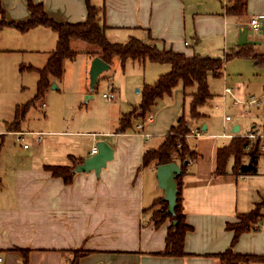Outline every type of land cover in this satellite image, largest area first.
<instances>
[{
  "label": "crops",
  "instance_id": "obj_1",
  "mask_svg": "<svg viewBox=\"0 0 264 264\" xmlns=\"http://www.w3.org/2000/svg\"><path fill=\"white\" fill-rule=\"evenodd\" d=\"M32 1L41 3L47 15L58 22H83L87 16L85 0ZM90 2L99 8L97 20L105 25V35L111 42H124L134 36L187 56L199 53L216 57H223L230 48L250 43L257 54H264V0H246L245 12L236 15L226 13L222 0ZM1 5L8 21H24L29 17L28 0H1ZM252 16L258 18L257 31L251 28ZM0 38L9 41V45L0 48L1 52L29 55L27 64L42 67L55 49L57 34L44 26L26 32L3 27ZM14 42L16 45H10ZM92 51H83L89 67L91 59L97 56ZM244 60L252 64V70L260 71L254 74L249 95L243 99L247 86L241 80H229L224 69L232 60L225 61L222 75L212 77V83L208 80L212 97L200 107L205 116L194 119L195 123L189 117L193 90L179 83L151 107L148 113L152 118L141 129L136 128L141 118H136L131 128L116 131L121 115L140 102L142 85L154 82L170 68L168 63L150 60H126L121 68L118 59L120 69L124 73L129 68L130 71L124 85L112 88V94L119 93V100L107 111L105 129L50 131L47 137L33 136L31 146L21 148L1 134L0 264H67L69 252L75 248L89 251L79 259V264H218L215 255L230 247L233 235L227 223L235 222L238 213L249 211L264 199V151L258 158L256 174H232V157L227 161L226 173L213 174L217 149L240 135L241 125H235L231 133L228 123L232 118L226 120L224 115L217 123L211 120L210 112L222 109L227 97L234 104L263 105L264 66L257 67L252 60ZM15 67L13 64L11 69ZM105 71L98 75V81L105 77ZM216 82L221 90L215 93L211 86L215 88ZM225 87L231 91L226 92ZM133 88L138 89L133 92ZM84 92L88 93L89 88L84 87ZM180 115L187 120L186 142L197 152V158L187 163L182 177L183 211L191 227L184 237L186 254L169 256L161 254L168 220L156 225L152 219V212L158 208L153 202L164 196L157 182V165L154 161L143 165L142 155L147 148L160 145ZM21 129L9 133L29 132ZM260 130L250 129L241 134ZM102 140L111 146L113 157L98 173L76 171L75 167L72 180L65 183L62 177L53 176L45 168L72 166L81 160L79 165ZM243 160L247 162L248 156ZM254 227L255 230L239 236L233 246L235 252L264 255V219Z\"/></svg>",
  "mask_w": 264,
  "mask_h": 264
},
{
  "label": "trees",
  "instance_id": "obj_2",
  "mask_svg": "<svg viewBox=\"0 0 264 264\" xmlns=\"http://www.w3.org/2000/svg\"><path fill=\"white\" fill-rule=\"evenodd\" d=\"M87 16L85 21L78 23H63L50 18L45 12L41 3H34L28 0L29 17L24 21H8L5 18L4 10L0 0V29L3 27H13L20 32H26L37 26L48 27L57 34L55 49L49 54L42 67H35L30 64L21 65L20 69L35 71L38 79L35 85L33 98L26 103L17 104L14 110L13 119L5 124V131L22 130V124L26 119L31 106L42 98L49 89L53 81H58L64 73L65 59H73L77 52L70 47V41L77 39L96 46L98 50L94 52L109 65L114 58L120 60V67L123 68L126 60H150L159 63H168L170 68L167 72L158 76L152 83H144L140 89L141 99L130 111L121 115L119 126L116 131L124 132L132 127L136 118H144L151 107L164 94L172 92L173 88L181 83L184 88L193 87L190 93L189 117L200 119L205 116L199 109L211 97L212 93L208 85V77H220L223 73L224 63L234 58H247L253 61L257 67L264 66V54H257L252 44L245 43L228 49L223 57L201 55L194 53L191 56L183 52L171 49L157 48L154 43H146L141 39L131 36L124 42H111L105 35V25L99 23L97 15L99 8L92 5L90 0H85ZM246 10V0H233L227 7L226 13L236 15L242 14ZM95 83L93 89L96 87ZM187 120L184 115H180L162 142L157 147L147 148L142 155L143 165L155 162L156 165L175 161L180 166V172L176 173L174 180L176 183V203L172 213L167 211L168 203L163 197L156 199L153 206L157 205L152 212V219L158 225L168 220L165 236V247L161 254L169 256H183L184 237L191 227L185 221L183 211L182 177L186 172L187 163L197 158V152L191 149L185 138L188 133ZM260 133H264V99L263 116ZM260 138L250 139L246 135L233 136L229 143L219 147L216 153V168L213 174L219 175L227 172V161L233 158L231 173L234 175H251L257 173L258 158L261 155L259 147ZM2 142H0L1 150ZM248 156L247 162L243 159ZM71 159L74 157L71 156ZM187 161L184 164V161ZM81 160L72 166L68 165H46L53 176L62 177L65 183L72 180L75 172L74 168ZM264 199L257 202L255 206L247 212L238 213L237 220L227 223L226 227L233 231L230 247L216 254L218 264H250L264 263L263 254H243L233 250L234 244L239 236L246 231L255 230L254 225L264 219ZM67 264H79V259L89 253L88 250L75 248L70 250Z\"/></svg>",
  "mask_w": 264,
  "mask_h": 264
},
{
  "label": "rangeland",
  "instance_id": "obj_3",
  "mask_svg": "<svg viewBox=\"0 0 264 264\" xmlns=\"http://www.w3.org/2000/svg\"><path fill=\"white\" fill-rule=\"evenodd\" d=\"M9 45V41L0 38V48ZM16 45V42L14 44ZM71 49L77 54L73 59H66L64 62V75L56 82L58 88H49L44 98L31 106L23 122L22 127L29 132H38L39 137L49 136L50 131H100L107 126V111L111 105L119 100V93L116 97L108 99L103 94L112 93V88L124 85L128 79L130 68L124 73L117 65L118 58H114L109 69L105 71V77H101L93 89L89 86V70L87 55L84 49L98 50L96 46L89 45L79 40L71 41ZM92 51V53H94ZM90 53V55L92 54ZM31 54V53H30ZM29 55H16L0 51V130L5 134L4 138L10 143H15L16 147H23L24 144L30 145L33 141L31 133L15 135L5 131V122L13 119L14 109L17 104H23L31 100L35 94V85L38 75L35 71L20 69V62L27 64ZM95 57V56H94ZM93 59V58H92ZM91 59V60H92ZM247 58H234L224 71L228 74L229 80H241L247 86L243 92V99L250 93V86L254 80V74L259 73L252 70V64L244 60ZM249 60V59H248ZM16 63H19L16 65ZM16 67L11 69L12 65ZM128 68V67H127ZM211 80L212 77H208ZM84 87L89 88V92H84ZM212 90L219 92L221 86L216 82V87ZM138 88H133V92ZM190 87L189 90H193ZM115 91V90H114ZM188 92V90H187ZM92 95L87 98V96ZM245 96V97H244ZM257 97V96H256ZM258 98V97H257ZM125 99V98H124ZM223 98H221L222 100ZM225 105L222 109L212 110L210 118L220 123L224 115H229L232 120L228 123V130L231 131L237 124L241 125L238 133H245L250 129L258 130L261 128L263 105H244L234 104L230 98L224 99ZM190 119L191 123H195ZM232 133V131H231ZM73 134V133H71ZM20 137V139L18 138ZM51 136V135H50ZM75 138L77 135H71ZM84 138V137H82Z\"/></svg>",
  "mask_w": 264,
  "mask_h": 264
},
{
  "label": "water",
  "instance_id": "obj_4",
  "mask_svg": "<svg viewBox=\"0 0 264 264\" xmlns=\"http://www.w3.org/2000/svg\"><path fill=\"white\" fill-rule=\"evenodd\" d=\"M158 49H162L160 43H156ZM109 64L106 63L99 56L93 57L89 67V86L94 87L97 82L98 75L107 70ZM51 88H57L56 84L53 83ZM205 129V125L202 127ZM237 126L235 130H237ZM97 152L91 156L85 158L83 162L76 166V171H90L93 170L95 173H98L102 167L106 165V162L113 157V151L111 146L104 140L96 143ZM184 164L187 163L185 160ZM180 172V166L177 162L171 161L167 163H162L156 167V177L158 186L163 190V199L168 203L167 211L172 213L176 203V183L174 176L176 173Z\"/></svg>",
  "mask_w": 264,
  "mask_h": 264
},
{
  "label": "built area",
  "instance_id": "obj_5",
  "mask_svg": "<svg viewBox=\"0 0 264 264\" xmlns=\"http://www.w3.org/2000/svg\"><path fill=\"white\" fill-rule=\"evenodd\" d=\"M233 0H222V5H223V9L226 11L227 7L231 4ZM250 25H251V28L253 31H257L258 28H259V23H258V18L256 16H252L250 18ZM226 92H230L231 89L229 87H225L224 89ZM104 97H107L108 99H111L113 98V94L112 93H109V94H103ZM251 101H255L254 99L251 100ZM152 118V115L151 114H146V116L144 118H141L137 123H136V128L138 129H141L143 127V125L150 121ZM225 119L226 120H229L230 119V116L229 115H226L225 116ZM27 132H17L16 134L17 135H23ZM32 134V136H34V138L38 139L39 138V133L38 132H29ZM188 134H185V137L187 136ZM18 136V138L20 139V137ZM247 137L251 138V139H254L256 137L260 138V143H259V147H260V150L261 151H264V133H249L246 135ZM24 147H27V144H24L23 145ZM91 153L94 154L96 153V148H92L91 150ZM2 260V256H1V253H0V261Z\"/></svg>",
  "mask_w": 264,
  "mask_h": 264
}]
</instances>
